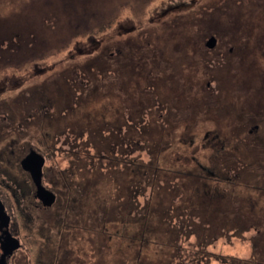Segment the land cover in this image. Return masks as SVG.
<instances>
[{
	"label": "rangeland",
	"instance_id": "374dc122",
	"mask_svg": "<svg viewBox=\"0 0 264 264\" xmlns=\"http://www.w3.org/2000/svg\"><path fill=\"white\" fill-rule=\"evenodd\" d=\"M233 2L217 8L207 0H0V148L15 153L29 146L40 149L57 180L63 169H74L68 193L60 187L61 197L90 203L82 214L69 210L64 216L60 207L59 218L46 220L38 218L29 200H20V213L12 200L16 223L25 227H20L22 244L15 264H197L196 259L199 264H245L243 258L256 259L249 241L254 240L251 225L264 235V193L251 187L255 178L251 170L240 173L245 185L227 184L229 194L222 189L225 180L205 178L209 154L203 139L223 109H208L202 86L208 71L206 54L201 48L191 49L195 32L198 39L206 32L196 29L197 23L209 27L212 15L221 21L242 18L247 7L241 0ZM192 55L200 61L196 69ZM70 69L79 78L70 83L69 91L65 76ZM113 88L122 93L121 101L131 111L132 150L124 155L128 164L117 159L112 165L110 157L96 164L100 153L114 154L110 150L114 136H105L106 143L105 133H99L103 140L97 143L96 136L88 135L100 124L94 119L95 108L107 100L118 101L111 92L105 93ZM80 94L89 97L80 98L77 106ZM46 99L47 110L29 104ZM66 102L76 106L75 113L67 115ZM80 110L88 114L79 115ZM52 117L57 124L46 125ZM67 118L80 122L78 132L83 135L78 139L86 150L79 153L82 162L72 154L77 147L70 146L71 140L57 133ZM92 162L100 173L90 172ZM104 164L125 169L114 179L110 173L118 170L107 172ZM90 181L92 189L83 194ZM213 185L209 193L219 198L217 202L240 204L212 210L210 204L216 200H209L206 186ZM248 201L255 205L247 206ZM100 202L104 211H97ZM109 207L123 208L126 215L113 221L118 223L114 229L119 227L116 236L101 233L105 245L96 252L101 226L97 220ZM61 232L66 237L63 250ZM212 232L217 235L212 237Z\"/></svg>",
	"mask_w": 264,
	"mask_h": 264
},
{
	"label": "flooded vegetation",
	"instance_id": "af4514ba",
	"mask_svg": "<svg viewBox=\"0 0 264 264\" xmlns=\"http://www.w3.org/2000/svg\"><path fill=\"white\" fill-rule=\"evenodd\" d=\"M229 1L236 2L237 0ZM229 1L207 0L208 4L215 3L217 8L222 7V4ZM241 1L244 2L247 10L241 11L243 16L240 20L221 21L215 18V15H212L214 21L211 24L209 22L207 23L210 25L209 27L205 28L206 26L203 27L202 24L197 23L198 27L196 29L204 28L206 32L202 38L198 39V31H196V35L194 36L196 39L193 38L195 40L194 42L192 41V50L197 51L201 48L206 54L205 66L208 71L204 79L205 83L202 86L206 93L207 107L212 112L219 110V108L223 109V116H217L215 118L219 121L218 123L209 124L211 126L208 128V132L205 134L206 137L203 139L206 141L203 146L208 145L206 151L209 154L207 155L209 165L207 170L205 169L208 177L205 176V178L211 182L215 180L214 182L216 183L222 178L223 182L224 180L227 182L225 183V188L223 187L222 189H226L228 183L234 184L240 182L238 185L241 183L245 185L246 181L240 178V173L243 170H251L254 172L253 175L255 177L252 181L254 183L252 185L250 184L251 187L264 193V0ZM191 58V62L193 61L192 65L196 69V66L200 62L199 58L196 55H192ZM77 74L75 75V69H70L65 76V78L67 77L65 80L66 89L69 91L72 89V84L75 83V80L79 78ZM124 90L122 92L130 97V91L127 89ZM80 91L83 92L84 90L81 88ZM110 92L118 101L107 100L105 102L108 103V106L103 102L102 106L95 108L96 115L94 119L100 124L94 130L96 133L90 132L88 135L89 137L96 136L98 138L97 143L103 140L99 136V133H105L104 137L114 136L115 139L110 141V150L114 154L107 155L100 153L98 155L99 158L94 162L101 164L103 162L101 158L110 157L112 160L111 163H113L112 165H115L117 159L119 162H123L122 164L125 162L129 163V159L124 155L132 150L133 124L130 117L131 111L128 103L125 104L124 101H121L122 93L117 88H113L105 93L109 94ZM83 94H80L76 98L75 102L77 106H80V98L84 96L86 98L89 97ZM236 98L238 99L237 104L235 103ZM47 101V99L45 101H34L33 104L29 101V104L32 108L35 107L36 110L40 107L47 110ZM68 103L66 102V104ZM68 106L69 111L67 115H69V112L75 113L76 106L70 104ZM78 113L79 115L88 114V112L81 110ZM53 117L51 118L52 120L46 121L45 124L56 125L57 122ZM62 117L66 118V116ZM36 118L40 120L39 117ZM191 122H194L193 125L197 128L195 121L191 120ZM20 123H17V128L19 129ZM31 123L34 122L31 121ZM64 123L65 126L58 129L57 133H62L66 141L71 140L72 143H70V146L72 148L77 147L75 148L76 150L72 149L71 152L75 157L80 158L79 160L82 162L83 157L81 153L86 150H84V145L81 142L83 140L78 139L81 138L82 133L78 132L79 125L77 124H80V122L67 118V121L65 120ZM24 124L26 125V123ZM103 124H107V126ZM4 125L3 123L1 124V129ZM142 128L144 129V126ZM231 128H233V131H230ZM2 136L3 134L1 132L0 138ZM76 139L77 141H75ZM181 139H184L183 135ZM105 141L106 143L108 142L107 139ZM105 141H103L104 144H106ZM80 149L82 150L81 152ZM95 149L98 150L97 147ZM46 160L47 156L43 151L33 146H29L22 153H15L14 149L7 151L3 147L0 148V243L4 240V236L7 235L6 230L19 241V246L7 258L9 264H15L17 261V250L22 244L20 227H24V224L20 223L19 225V222H17L18 224L16 223V216L13 215L10 208L12 200H14L13 204L19 213L22 212L21 208H18V205L21 203L20 200H29L27 201L28 205L38 212V218L40 217L46 220L54 219L56 215L59 218L60 207L62 209V215L64 213V216L69 210H72L74 214H82L84 212L83 207L75 203L79 202L80 204L85 200L76 201L68 200L66 196L61 197L60 187H64V191L66 192V187L70 184L68 178L70 174L74 173V169H63L61 171L63 173L62 179L57 180V178H54L49 173L51 168L46 167ZM219 163L221 168L218 166ZM220 170L222 172L224 171V174L219 177L217 172ZM256 173L258 174L257 176H255ZM76 184L78 185V183ZM16 187L19 188L18 191L21 193L19 197L16 196ZM206 187L209 200H216V203L212 202L210 204L213 206L212 210L215 208H225L227 210L233 207L236 208L240 204L236 200H234L235 202H227L228 200L217 202L219 198L215 199L213 198L214 194L209 193V189L216 186ZM225 191V193L229 194V188ZM47 194L50 196H47ZM52 195L53 199L51 201ZM26 205L27 203L24 204V207ZM252 205L255 204L248 201L247 206ZM89 215L91 216V214ZM251 226L253 227V233L250 236L254 240L249 241V248L258 255L254 260H250L251 258L247 261L245 258L242 260L246 262L245 264H264V235L260 233V229L256 225ZM236 234L241 236V234ZM210 235L214 237L217 234L214 235L212 232ZM47 236L49 237L50 235L47 234ZM60 237L63 238L59 243V247L62 244L65 245L63 242H66V237L63 232L60 233ZM257 241H260L259 244H256ZM1 252L0 246V257ZM63 254L65 255L66 252L64 251ZM196 262L199 264V259H196Z\"/></svg>",
	"mask_w": 264,
	"mask_h": 264
},
{
	"label": "crops",
	"instance_id": "0c3cea01",
	"mask_svg": "<svg viewBox=\"0 0 264 264\" xmlns=\"http://www.w3.org/2000/svg\"><path fill=\"white\" fill-rule=\"evenodd\" d=\"M107 138H110V136H106ZM106 137H105V139H106ZM104 139V140H105ZM114 140V139H113ZM103 166V165H102ZM101 166V167H102ZM106 166V165H105ZM107 167V169L105 170V171H107V172H111V171H113V170H118V171H116L115 173L117 174H115V173H110L111 174V176L114 178V179H118L120 176H121V172H123L124 171V167H122V166H117V167H115L114 169H112L111 167H109V166H106ZM98 169V167L97 166H95L94 164H92L91 165V168H90V172H92L93 174H96V173H100L99 171H100V169L99 170H97ZM98 177V176H97ZM97 177L96 176H94L93 177V180H95V181H97ZM89 184H90V186L89 187H87L86 188V191H83V194H86V193H88L89 191V189L91 188L92 189V184L93 183H91V181L89 182ZM129 188H131V187H129ZM95 190H96V188H95ZM83 197V196H82ZM76 200V198H73L72 196H69L68 197V200ZM79 199V198H78ZM80 200H85L84 198H80ZM128 200H130V197L128 198ZM75 204H77V205H79V206H85V207H88L89 206V204L90 203H86V205H83V204H79V202H76ZM103 206H105L102 202H100L99 203V205H98V207H97V211L98 210H102V211H104V209H105V207H103ZM111 207V206H110ZM109 207V208H110ZM100 215H102L101 216V218L100 219H98L97 221L99 222V223H101V226H99L98 228H97V231H99V233H100V240L98 239V238H96L95 239V241H96V243H98V246H96L95 248H96V252L98 251L99 252V249H100V251H101V249H102V246L103 245H105V243L102 241V237H101V233L102 234H104V232H108L109 233V236H110V238H113L114 236H116V234H117V232L119 231L118 229H119V227H118V229H114V228H117V226L116 225H118V223H117V221H116V223H114L113 221H115V219H120V218H123L125 215H126V213H125V211H124V209L123 208H110L109 209V211L108 212H100ZM135 216H131V218L133 219ZM140 217V216H139ZM138 217V218H139ZM125 221H126V219H124ZM107 221H109V226L108 227H106V225H105V223L107 222ZM124 222V221H123ZM123 224V223H122ZM122 224H119V225H122ZM123 227H124V225H123ZM122 227V228H123ZM123 230V229H122ZM105 235H106V233H105ZM100 244V245H99ZM141 250V249H140ZM140 250H137L138 252H141ZM101 259V258H100ZM98 262H99V258H98ZM123 262V261H122Z\"/></svg>",
	"mask_w": 264,
	"mask_h": 264
},
{
	"label": "water",
	"instance_id": "95a60500",
	"mask_svg": "<svg viewBox=\"0 0 264 264\" xmlns=\"http://www.w3.org/2000/svg\"><path fill=\"white\" fill-rule=\"evenodd\" d=\"M208 43V41H207ZM47 196H50L47 194ZM53 199V195L51 196V201ZM7 215V214H6ZM8 217V216H7ZM7 225V223H6ZM7 235L4 236V240L1 241V257H0V264H9L7 262V258L11 255L12 251L19 246V241L17 238L13 237L7 230Z\"/></svg>",
	"mask_w": 264,
	"mask_h": 264
}]
</instances>
